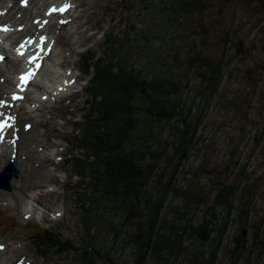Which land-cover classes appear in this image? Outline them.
<instances>
[{
    "label": "rangeland",
    "instance_id": "obj_1",
    "mask_svg": "<svg viewBox=\"0 0 264 264\" xmlns=\"http://www.w3.org/2000/svg\"><path fill=\"white\" fill-rule=\"evenodd\" d=\"M6 1L1 0L0 4L5 5ZM37 1H33L34 5L30 3L29 10L35 16L36 6L41 12L46 2L37 4ZM186 1L190 0L180 2ZM69 2V11L64 14L66 23L61 28L58 22L42 28L54 38L44 72L35 84L26 88L23 101H14L16 106L19 103L20 115L17 152L25 156L28 150L32 152L28 163L33 164L30 174L37 182L26 191L30 199L27 203L32 209L29 217L20 209L13 211L11 206L0 202V232L19 247L18 253L11 252L8 257L15 256L19 261L22 254L32 264H88L81 258L84 249H88L93 255L92 264H134L135 250L130 239L133 228L121 229L117 223L113 224V214L102 209L103 200L98 192L94 194L90 173L76 160L82 157L79 140L87 125L85 117L91 112L87 106L89 95L94 92L90 84L92 67L86 68L84 57L92 54L90 64L98 56H105L107 60L109 55L117 53L111 50L107 53L113 39L125 47L121 52L127 55L133 70L166 74L182 83L176 94L168 96V100L177 101L182 112L170 120L148 121L152 131L147 142L149 150L161 151L157 161L161 179L152 178L144 193L150 201L161 195L171 174L172 149L164 146L176 140L179 116H187V121L200 118L195 149L172 184L179 194L167 195L158 226L164 228L162 221L198 224L205 206L212 205L210 188L217 182L230 183L239 190L232 200L235 209L230 216L227 243L224 241L221 245L217 264H232L227 252L231 246L228 241L238 232V227L245 228V245L250 253L246 252L237 264H264V0H200L201 9L190 6L187 10L178 8V0ZM5 12L7 20L16 15L9 9ZM137 45H146L149 53L140 56ZM194 52L202 60L210 61L213 70L200 61L191 63ZM122 58L119 56L114 63ZM0 70L5 69L0 66ZM212 73L218 86L207 100L204 97L207 83L199 74ZM3 75L7 83L0 82V99H7L11 75ZM63 75L66 79L72 78L69 79L72 87L67 92H59L65 95L44 101L40 95L56 87L54 82ZM36 102L43 104L29 111V104ZM24 122H31V129L23 128ZM202 169H211L212 173ZM43 171L45 175L39 179ZM242 173L249 176L242 178ZM185 190L189 193H184ZM200 192L208 195L204 196V203L197 205L186 198L187 195L202 196ZM95 197L101 200L96 199L98 204ZM242 206L247 213L238 216V208ZM106 220L113 224L114 230L100 228ZM114 220H117L115 215ZM41 228L59 234L54 243L61 246L45 244L36 248L33 233ZM160 231L158 227L152 238L156 239ZM214 243V240L202 243L197 238H186V251L171 264H189L192 253L206 251ZM162 263L163 259L150 254L144 264Z\"/></svg>",
    "mask_w": 264,
    "mask_h": 264
},
{
    "label": "trees",
    "instance_id": "obj_2",
    "mask_svg": "<svg viewBox=\"0 0 264 264\" xmlns=\"http://www.w3.org/2000/svg\"><path fill=\"white\" fill-rule=\"evenodd\" d=\"M180 1L178 0L180 10H187L190 6L201 9L203 6L200 0H190L182 4ZM119 43L113 39L110 41L107 53L110 50L117 53L107 54L109 55L107 60L105 56H98L90 64L92 54L84 57L86 68L92 67L90 84L95 93L89 95L90 100L87 102L91 112L88 118L85 117L87 125L83 127L79 140L81 150L79 154L82 157H76L78 158L76 160L80 161L83 167L85 165V171L88 170L90 173L94 194L98 192L99 198L103 200L107 209L101 204L102 209L113 214V224L117 223L121 229L133 228L130 239L135 250L134 264H144L150 254L163 259L162 264H168V260L171 264L180 259L186 251L184 244L186 238H197L202 243L215 241L212 248L192 253V258L188 259L189 264H217L221 245L224 241L227 243L230 216L235 209L232 200L238 195L239 187L225 182L215 183L208 193L209 195L212 193V205L205 206L204 216L196 225L162 221L164 228L158 226L157 222L167 195L179 194V190L172 184L191 151L195 149L200 118L187 121V116H179L180 128L176 134L177 138L167 144L168 146H164L165 149H172L174 163L171 174L168 182L164 184L161 195L150 201L144 193L152 178L161 179V171H158L157 165L161 151L149 150L147 142L152 131L148 128V121L152 123L170 120L176 117L179 111L182 112L177 101L168 100V96L176 94L182 83L180 79L166 74L159 76L149 71L133 70L132 64L128 63L127 55L121 52L125 47L122 48ZM136 51L143 57L149 53L146 45H137ZM121 55L123 58L115 64ZM148 57L151 58V54ZM190 59L191 63L200 61L209 70H213L211 62L202 60L197 52H194ZM199 75L207 83L204 97L208 100L216 91L218 82L214 73L209 76ZM139 143H143L142 147H138ZM202 172L211 174L212 170L202 169ZM191 175H195V172ZM184 193L188 194L189 191L185 190ZM204 196L208 195L198 194L196 197L187 195L186 198L199 205L206 202ZM242 197L243 195L240 199ZM99 198H94L96 204ZM248 199L244 200L245 203L249 201ZM243 206L238 208V216L246 215L247 210ZM114 215L118 221L114 220ZM106 221H102L100 228L106 227L102 228L104 231L114 230L113 224ZM158 227L161 231L157 238L153 239L152 235ZM41 229L33 233L36 248L40 249L47 244L55 248L61 246L54 243L55 236L59 234L46 228ZM229 243L231 246L227 252L232 264L241 261L246 252L250 253L239 227L238 232L229 239ZM81 256L83 262L93 263L90 250L84 249Z\"/></svg>",
    "mask_w": 264,
    "mask_h": 264
},
{
    "label": "bare ground",
    "instance_id": "obj_3",
    "mask_svg": "<svg viewBox=\"0 0 264 264\" xmlns=\"http://www.w3.org/2000/svg\"><path fill=\"white\" fill-rule=\"evenodd\" d=\"M57 1H59V2H52V3H56L57 5H60V6L61 5L62 6L67 5L68 6V3L70 0H57ZM1 5H3V4L1 3ZM29 5L30 4L28 3V6ZM5 9H7V8H5ZM48 20L56 22V23L58 22V25H59L58 27L61 28L62 25L65 24L66 19H65V16L62 14H60V15L54 14L51 17L49 16ZM45 21H47V20H45ZM45 21H42V22H45ZM14 34H16V33L15 32L12 33V35H14ZM53 41H54V38L49 34V37L46 38L45 45L53 44ZM41 59H42V61H44V64H45V62L50 60V57L46 56V55H42ZM9 65L12 66V64H9ZM0 66H2L5 69L4 72L10 71V68H9L7 62L3 61L2 64H0ZM42 69L43 68H41L38 76L42 75V73H43V72H41V71H43ZM56 73H57V71H56ZM0 76H3V74H0ZM67 76H68V74H67ZM67 76L63 75L60 77V79L56 80V82H54V83H56V85H54L56 87L51 88L50 91H48L46 89L45 95H48L49 99H53L54 98L53 95L55 97L59 96V94L61 95V93H59L61 91L67 92L69 90L70 82L68 79H66ZM55 77H59V76H55ZM27 86H28V84L25 86V88ZM15 87L17 88L18 85H16ZM53 89H57V92L53 91ZM42 104L43 103H40V102L37 103L36 102L32 106L33 107L42 106ZM11 109L15 110L16 108L14 107V104L11 103L10 99L5 100L2 104L0 102V113H2L3 116H5L6 113L14 114V111L11 112ZM17 115L19 116L18 113H17ZM15 126H16L15 129L12 130L10 133H8V137H6L2 142H0V169L2 168V166L5 164V162L7 160L13 159L14 164L18 170V176L15 179L10 181L11 190L9 192H6V191L3 192L2 190H0V202L2 204H8L9 206H11L13 211L20 209L21 213L24 216L29 217L30 214L32 213V209L29 206V204L27 203L28 200H30V199L26 195V191L29 189V187L35 185L37 180L35 178H31L30 171L33 169V164L28 163L29 162L28 158H31L32 152L28 150L27 153L29 155L27 154L26 156L21 154V153L19 154L17 152L18 147H19V139L20 138L18 136V131H17L19 129L18 124H16ZM44 172L45 171H43L39 175V177H38L39 179H41V178L43 179V175H45ZM18 251H19L18 245L16 243L14 244V243H11L10 241L6 240L4 235H2L0 232V264H10L11 262H13L16 257L14 256L13 258L12 257L10 258V257H8V255L11 252L18 253ZM19 261H20L19 262L20 264H32V261L29 260L28 257L23 256L22 254H21V258L19 259Z\"/></svg>",
    "mask_w": 264,
    "mask_h": 264
},
{
    "label": "water",
    "instance_id": "obj_4",
    "mask_svg": "<svg viewBox=\"0 0 264 264\" xmlns=\"http://www.w3.org/2000/svg\"><path fill=\"white\" fill-rule=\"evenodd\" d=\"M18 175V170L12 160H9L4 165L3 169L0 170V189L10 191V179L12 177L16 178ZM243 236H245V228L242 229Z\"/></svg>",
    "mask_w": 264,
    "mask_h": 264
},
{
    "label": "snow or ice",
    "instance_id": "obj_5",
    "mask_svg": "<svg viewBox=\"0 0 264 264\" xmlns=\"http://www.w3.org/2000/svg\"><path fill=\"white\" fill-rule=\"evenodd\" d=\"M61 11L65 10V9H60ZM7 30V29H5ZM0 59H2V57H0ZM29 78H30V74H29ZM22 80H24V77H21ZM14 99L17 97H13ZM8 119H11V117H9ZM4 127H11V125L7 124V121L3 118V114L0 113V129L4 128Z\"/></svg>",
    "mask_w": 264,
    "mask_h": 264
},
{
    "label": "flooded vegetation",
    "instance_id": "obj_6",
    "mask_svg": "<svg viewBox=\"0 0 264 264\" xmlns=\"http://www.w3.org/2000/svg\"><path fill=\"white\" fill-rule=\"evenodd\" d=\"M245 176H249V175L246 174V173H242V174H241V177H242V178L245 177Z\"/></svg>",
    "mask_w": 264,
    "mask_h": 264
}]
</instances>
